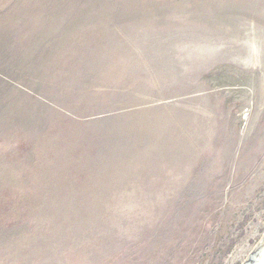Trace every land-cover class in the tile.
Here are the masks:
<instances>
[{"label":"rangeland","instance_id":"1","mask_svg":"<svg viewBox=\"0 0 264 264\" xmlns=\"http://www.w3.org/2000/svg\"><path fill=\"white\" fill-rule=\"evenodd\" d=\"M263 232L264 0H0V264H241Z\"/></svg>","mask_w":264,"mask_h":264},{"label":"water","instance_id":"2","mask_svg":"<svg viewBox=\"0 0 264 264\" xmlns=\"http://www.w3.org/2000/svg\"><path fill=\"white\" fill-rule=\"evenodd\" d=\"M241 264H264V232Z\"/></svg>","mask_w":264,"mask_h":264},{"label":"bare ground","instance_id":"3","mask_svg":"<svg viewBox=\"0 0 264 264\" xmlns=\"http://www.w3.org/2000/svg\"><path fill=\"white\" fill-rule=\"evenodd\" d=\"M256 45V44H255ZM252 45V53L250 56H245V57H240V59L246 63V64H257L258 58H259V50H258V45ZM197 46H200V43L197 44ZM207 48V46L205 47Z\"/></svg>","mask_w":264,"mask_h":264}]
</instances>
